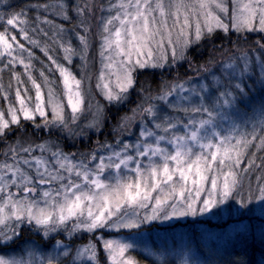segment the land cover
<instances>
[{
	"label": "snow or ice",
	"instance_id": "obj_1",
	"mask_svg": "<svg viewBox=\"0 0 264 264\" xmlns=\"http://www.w3.org/2000/svg\"><path fill=\"white\" fill-rule=\"evenodd\" d=\"M0 9V264H140L143 225L215 214L226 202L258 207L264 264V0H115L106 9L0 0ZM252 34L255 56L238 46ZM208 46L194 63L191 50ZM149 71L160 73L155 88L140 80ZM133 94L112 141L88 151L29 134L99 133ZM249 235L251 223L237 239ZM143 251L153 264H201L190 244ZM236 256L226 264H256L246 247Z\"/></svg>",
	"mask_w": 264,
	"mask_h": 264
},
{
	"label": "rangeland",
	"instance_id": "obj_2",
	"mask_svg": "<svg viewBox=\"0 0 264 264\" xmlns=\"http://www.w3.org/2000/svg\"><path fill=\"white\" fill-rule=\"evenodd\" d=\"M102 1H103L102 5H104L105 9L107 8V5L109 3L115 2V0H102ZM99 13L96 15V17L103 16V15L107 14L106 12H103L101 10H99ZM95 20H96V25H92V27H91V39L93 41V48H92L93 54H95L97 52L96 45L98 43V37L96 36V33L99 30V24H100V22L96 18H95ZM95 28H96V31H95ZM251 42H253V40ZM247 43L250 44V42H247ZM254 48L258 50V45L253 43L252 47L251 48L247 47L246 50L249 51L250 55L255 56L258 54V51L252 52L251 50ZM76 58L77 57L73 58V62ZM90 59H91V56H90ZM71 70L73 71L72 68H71ZM94 83H95V80L93 79V84ZM132 97H134V99L137 98L136 95H133ZM129 105L131 107H129ZM123 107H125L127 110V109L134 107V104H132V102L130 100ZM119 111H120V116L126 113L125 111H123V109L121 107L120 108H116V107L110 108L109 112H108L109 120H107L104 123V125H106V123H109V125H110L112 122H116V120H115V118H113V116H116L119 113ZM128 111L129 110H127V112ZM104 125H103V128H104ZM103 128H102V130H103ZM111 128L112 127H109L108 130L111 131ZM29 130H31V129L29 128ZM102 130L100 133H96L93 130L85 129V131L87 132V136H75L73 139L67 140L69 143H72L73 146H67V145L63 146L62 140L64 139V137H67L66 133L61 134L59 132H53L52 137L45 136L43 139L51 138L53 140L58 141V143L60 144V146L63 148V150L65 152H73V153L85 152V151H88L89 149L93 148L95 146L96 141L104 143L106 137H107L108 142L112 141V139H113L112 133L107 132V131H106V133H103L104 130H103V132H102ZM76 131L78 132L80 130L76 129ZM134 131H138V129H134ZM31 133H32V131H31ZM31 133H30V135H31ZM45 133H46V135H49L48 132H45ZM37 138H38L37 142H40V135L39 134H37ZM124 138H128L127 134H125ZM13 139H14V137H10L8 140L11 143L13 141ZM43 139H41V140H43ZM82 143H84L83 146H81ZM4 147H5V145L3 143H0V150H2ZM0 159H2V154H0ZM253 204L258 205V202L253 201ZM238 208H239V205H236L234 202H226V205L219 206L218 210H213L215 214L205 213V214H197L196 216H186V217L173 218V219H170L167 221L149 222L148 224H145L142 226L141 247L136 252H134L133 255L136 257L137 260H139L140 264H146L147 261H153V258L148 256V254L143 251L144 246H148L152 249H156L157 247H164V246L171 248L175 244L177 250H179L183 245L190 244L193 251L196 253V258H198L200 260L201 264H210L213 261V259H216V257L219 258L221 253L224 252V247L214 248L211 251V253H210L209 247H207V246L205 247V244H207V245L212 244L209 241V238L214 239L213 237H217L216 233H208V235L201 234L199 236V239H200L199 242L204 243L203 248H205V254L207 255V256H202L201 254H199V249L197 248L198 244H197V242H195V234L196 233L191 232V229H189V232L188 231L180 232V231H175V230H179V228L174 229V228L169 227V226H167V227L166 226L162 227V226L164 224L175 222L177 220H179V222L180 221L184 222L185 220L188 221V220H193L196 218H201V219L203 218V219H206V221L207 220H214L215 224H217L218 221L219 222L224 221L227 218H231L232 220L233 219L238 220L239 214L247 213L246 210H244V209H240L238 211L237 210ZM253 212L258 213V215H260L258 207L254 208ZM247 214H249V213H247ZM239 220L247 222L245 219H239ZM202 223L203 222H198V224H202ZM151 224H152V226H149ZM210 226H213V225L210 224ZM203 228L208 229L207 226L203 227ZM169 231H175V232H169ZM25 235H27V233ZM204 240H207V241L204 242ZM207 253H209V254H207ZM146 259H147V261H146Z\"/></svg>",
	"mask_w": 264,
	"mask_h": 264
},
{
	"label": "trees",
	"instance_id": "obj_3",
	"mask_svg": "<svg viewBox=\"0 0 264 264\" xmlns=\"http://www.w3.org/2000/svg\"><path fill=\"white\" fill-rule=\"evenodd\" d=\"M11 2L13 4V7H17L19 5H23L24 3H27L28 0H11ZM81 2H83V0H81ZM93 2L97 5L103 4L102 0H93ZM0 10H3V9H0ZM98 13H99V9H96L95 15H97ZM58 22L65 23L64 21L59 20V19H58ZM92 25H96L95 17L91 21V27H92ZM95 31H96V28H95ZM258 38L259 37L256 34H252L251 36L248 37V40H247V42H250V44L245 42V41H239L238 46L243 48V49H246L247 47L251 48L253 45V42H251V41L252 40L255 41ZM232 39L233 40L236 39L235 34H233ZM72 43H73V46H76L78 43L74 37H73ZM214 43L219 45L221 42L219 40H216V41H214ZM209 47L210 46L205 47L200 52H198L195 48H193L191 50L189 55L192 57L194 63H199L202 59H204L208 56ZM224 47L228 48L230 52L235 51L232 48V44L230 42H225ZM37 55L41 56V58L43 59L42 55L39 53L38 50H37ZM78 59L79 58L77 57L70 66L73 69V71L77 74V76H79V73L81 71V68H80L81 62ZM216 59L220 60L221 57L219 55H217ZM37 67L38 68L40 67L39 63H37ZM186 67H187V64L185 63V64H183V67L179 68V72L181 73V75L184 74V69ZM17 70H19V69H17ZM190 74L192 75V73H188V75H190ZM145 77L148 78L146 84H151L153 86V88H155L156 84L159 82L160 73L157 72L155 75V78H153L151 71L145 72L144 76L140 77V80H144ZM165 78L166 79H172V75H169V74H167V72H165ZM7 82H8V73H7V71H5L4 83L7 84ZM133 95H135V94H133ZM131 98H132L131 102H132V104H134V102L137 101V98L136 99H134V97H131ZM129 107H131V106L129 105ZM121 108L125 112H127V110H129V109L126 110L125 107H121ZM118 116H120V111L116 116H113V118H115L116 122H112L110 125H109V123H106V125H104V128H103L104 132L102 130L103 133H106V131L111 132L108 129H109V127H112L117 123ZM29 128L31 129L30 126H29ZM45 132H47V131L45 130L43 132L31 133V130H29V134L31 133V135H33L35 138H37V134H39L40 140L43 139L45 136H49V135H46ZM10 137H12V136H9L7 139H9ZM51 137H52V135H51ZM67 140H69V139L67 137H64V139L62 140L63 146L64 145L65 146L66 145L67 146H73L72 143H69ZM83 145H84V143L81 144V146H83ZM257 163H260L259 159H257ZM256 174H258V173H256ZM256 174H253L251 177L253 182H255V175ZM253 210H254V208H253ZM247 213H249V214H247ZM247 213L239 214L238 220H234V219L232 220L231 218H227L224 221H220V222L218 221L217 224H215L214 220H207L206 221V219H203V218L202 219L196 218V219L188 220V221L185 220L184 222H181V221L179 222V220H177L175 222L164 224L162 227L169 226V227H172L174 229L179 228V230H175V231H180V232H185V231L189 232V229H191V232L196 233L195 234V242H197V244H198L197 248L199 249V254H201L202 256H207V255L205 254V248H203L204 243L199 242L200 241L199 236L201 234L208 235V233H216L217 237H213L215 240L209 238V241L212 244H208V245L205 244V247L206 246L209 247L210 253L214 248L224 247V252L221 253L219 258L216 257V259H213V261L210 264H226L227 261H229L231 259H236L237 258L236 254L241 250V248H244V247L247 248L248 256L253 258L256 261V264H259L260 259H261V249H262V246L260 244V215H258V213H254L253 211L247 212ZM239 219H245L247 222H244V221L239 220ZM198 222H203V223L198 224ZM249 223H251L255 228V240H253L252 236L249 235L247 237V241L245 244V242L242 239H237V233L241 231L242 226L248 225ZM210 224L213 226H210ZM149 226H152V224ZM206 226L208 227V229L203 228ZM175 231H169V232H175ZM206 241L207 240H204V242H206ZM207 254H209V253H207ZM146 261H147V259H146ZM147 263L153 264V261H147Z\"/></svg>",
	"mask_w": 264,
	"mask_h": 264
}]
</instances>
